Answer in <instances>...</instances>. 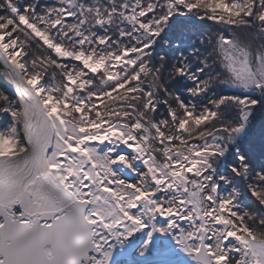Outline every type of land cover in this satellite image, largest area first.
Masks as SVG:
<instances>
[{
    "label": "snow or ice",
    "instance_id": "6c2138e0",
    "mask_svg": "<svg viewBox=\"0 0 264 264\" xmlns=\"http://www.w3.org/2000/svg\"><path fill=\"white\" fill-rule=\"evenodd\" d=\"M0 264H264V0H0Z\"/></svg>",
    "mask_w": 264,
    "mask_h": 264
},
{
    "label": "bare ground",
    "instance_id": "6f19581e",
    "mask_svg": "<svg viewBox=\"0 0 264 264\" xmlns=\"http://www.w3.org/2000/svg\"><path fill=\"white\" fill-rule=\"evenodd\" d=\"M0 83H2V81H0Z\"/></svg>",
    "mask_w": 264,
    "mask_h": 264
}]
</instances>
